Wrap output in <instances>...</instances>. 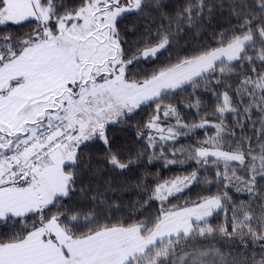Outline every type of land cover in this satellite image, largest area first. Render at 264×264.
Segmentation results:
<instances>
[{
	"label": "snow or ice",
	"instance_id": "obj_1",
	"mask_svg": "<svg viewBox=\"0 0 264 264\" xmlns=\"http://www.w3.org/2000/svg\"><path fill=\"white\" fill-rule=\"evenodd\" d=\"M149 2L80 0L69 8L63 0H0V25L35 23L18 42L13 36L0 41V225L13 229L9 235H0V264H236L225 260L218 249L190 245L217 231L208 218L222 209L220 195L192 205L165 203L196 181V172L157 184L149 200L161 202L159 214L147 220L101 223L91 213L52 211L75 190L81 146L95 139L108 145L107 125L141 105L155 103L157 115L146 126L156 130L160 141L176 139L181 129L208 124L203 119L199 124H185L176 108L169 104L161 111V105L172 90L185 85L195 89L217 73L223 77L248 66L252 74L240 76L234 89L239 100L234 102L224 91L214 114L233 113L251 120L253 111H258V141L264 140V0L257 2L259 15L247 0H231L229 9L238 29L221 33L216 47L201 49L137 80L126 74L128 66L156 58L170 41L161 33L155 43L146 40L129 57L117 20L126 13H142ZM155 3L159 6V0ZM205 11L211 14L212 7L196 0L177 13L178 23H197ZM194 107L199 111V101ZM161 114L175 117L176 125L162 126ZM237 124L243 127L239 119ZM213 127L215 135L191 149L192 155L186 158L201 165L222 162L223 172L217 171L221 182L242 179L232 166L236 162L249 174L242 181L246 190L255 194L257 177L264 181V142H258V151L250 138L224 151V136L230 133L223 120ZM148 139L155 147V137ZM108 151L114 168L129 166ZM227 198L224 193L223 199ZM261 208L259 216L244 211L231 233L226 227L218 231L264 242V205ZM252 264H264V254L259 260L253 258Z\"/></svg>",
	"mask_w": 264,
	"mask_h": 264
},
{
	"label": "trees",
	"instance_id": "obj_2",
	"mask_svg": "<svg viewBox=\"0 0 264 264\" xmlns=\"http://www.w3.org/2000/svg\"><path fill=\"white\" fill-rule=\"evenodd\" d=\"M195 2L196 0H159L157 6L155 0H150L149 6L142 13H126L118 18L117 27L129 57L136 54L137 49L143 47L146 40L155 43L161 33L167 34L170 41L156 58L142 59L129 65L126 73L128 76L137 80L149 78L154 72L176 63L185 56L204 48L216 47L221 33L227 35L231 30L238 29V22L229 9L231 0H205L206 4L212 7L211 14L205 11L202 18L192 25L186 21L178 23L177 13H183L187 5ZM257 2L258 0H247L259 15ZM63 3L72 8L78 6L80 0H63ZM34 27V22L0 25V41L4 36H13L16 38L14 43L18 42L31 33ZM259 68L257 62V69ZM251 74L245 64L243 69L237 68L231 75L221 77L217 73L211 81H201L195 89L185 85L181 89L172 90L163 99L161 111L164 105L170 104L176 107L185 124H199L202 119L209 121L203 128L181 129L182 134L174 140L160 141L155 130L146 129L148 122L157 113L154 102L141 105L133 113L108 124L106 127L108 145L95 139L81 146L75 190L69 197L61 200L60 206L52 210L53 213L63 211L66 215L81 216L91 213L101 223L128 219L147 220L159 214L161 202L149 200L157 184L196 172L197 178L192 186L166 204L197 203L205 197L220 195L223 207L208 218L211 226L217 231L211 236L191 241V247L218 249L225 260H235L236 264H252L253 258L259 260L264 254V247L261 246L264 242L253 243L249 236L241 237L235 234L225 236L218 229L226 227L231 233L234 223L243 219L244 211H250L254 216L261 214V205H264V181L257 177L256 192L250 193L242 182L249 174L236 162H233L232 166L236 175L242 179L237 181L232 177L231 182H221L217 171L223 172L222 162L219 166L211 162L201 165L186 158L192 155L191 149L215 135L213 125L221 120L230 133L224 136L222 150L231 151L237 146L238 141L243 143L250 138L253 149L258 151V142H264L258 141L261 128V114L258 111H253L251 120L243 118L242 115L237 117L233 113H225L223 117L214 114L219 103L218 96L228 91L234 102L238 101L239 97L234 93L238 86V78ZM226 84L231 85V89L226 87ZM197 101L199 111L194 107ZM238 119L243 124L242 128L237 124ZM166 121V126L176 125L175 117H170ZM150 135L155 137V147L149 143ZM243 146L247 151V145ZM109 148L122 162L129 164L126 169L114 168L108 162ZM171 160L177 162L168 163ZM205 180L208 182L205 183ZM237 188L241 190L237 191ZM224 193H227V199H223ZM12 230L11 225H0V235H9Z\"/></svg>",
	"mask_w": 264,
	"mask_h": 264
},
{
	"label": "rangeland",
	"instance_id": "obj_3",
	"mask_svg": "<svg viewBox=\"0 0 264 264\" xmlns=\"http://www.w3.org/2000/svg\"><path fill=\"white\" fill-rule=\"evenodd\" d=\"M9 23H11V22H9ZM172 107H174V108H176L175 106H172ZM178 112V111H177ZM179 114V113H178ZM155 115H157V113L155 114ZM154 115V116H155ZM170 119V117H164L162 114H161V117H160V121H159V123L162 125V126H164L165 128H167L168 126H170V124L168 125V126H166V120H169ZM118 120V119H117ZM116 120V121H117ZM146 129H149L148 127L146 128ZM150 130V129H149ZM152 130H155V129H152ZM156 131V130H155ZM186 176H191V175H183V176H178L179 178H183V177H186ZM178 177H175V178H171V179H168V180H166V181H171V180H174V179H176V178H178ZM165 182V181H164ZM164 182H162V183H164ZM194 183V181L188 186V187H185V188H183V190L181 191V192H179V193H175L173 196H170L169 197V199H168V201H166L165 203H167V202H169L171 199H173V198H176V197H178V196H180V195H182L186 190H188L191 186H192V184ZM198 203V202H197ZM192 204H194V203H181V204H172V205H176V206H183V205H192ZM169 206H171V205H169Z\"/></svg>",
	"mask_w": 264,
	"mask_h": 264
}]
</instances>
